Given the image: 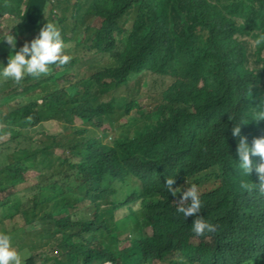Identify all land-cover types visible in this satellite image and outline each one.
Returning a JSON list of instances; mask_svg holds the SVG:
<instances>
[{
	"label": "trees",
	"instance_id": "1",
	"mask_svg": "<svg viewBox=\"0 0 264 264\" xmlns=\"http://www.w3.org/2000/svg\"><path fill=\"white\" fill-rule=\"evenodd\" d=\"M3 17L16 50L48 21L72 56L0 80V225L32 227L24 264H264V193L240 187L229 120L249 144L264 136L251 121L264 102L253 42L264 0H0ZM98 55L109 61L94 69ZM175 176L181 191L197 185L199 213L176 212L181 193L164 185ZM243 179L260 183L255 170ZM196 216L216 231L196 236Z\"/></svg>",
	"mask_w": 264,
	"mask_h": 264
},
{
	"label": "clouds",
	"instance_id": "2",
	"mask_svg": "<svg viewBox=\"0 0 264 264\" xmlns=\"http://www.w3.org/2000/svg\"><path fill=\"white\" fill-rule=\"evenodd\" d=\"M16 37L6 34L0 37V42L10 46L9 57L6 64L0 62V79L11 80L14 83H20L25 77L39 78L41 75H47L50 72V65H65L72 56L65 54L64 40L61 36L59 28L52 22L44 24L40 29L38 36L30 42H25L18 50H16ZM256 46L264 45V32L258 34L254 40ZM233 121L231 134L233 137H239L236 154V167L242 177L240 181L241 189L252 191L255 190L264 193V136L254 138L251 144L247 138L241 135V122L235 117H230ZM264 120V102L258 105L254 118L251 121ZM259 155L260 163H253L250 156ZM255 170L260 183L249 184L243 177H248ZM175 177H167L164 185L168 193L172 195L180 194L177 202L176 212L182 213L184 218L189 215L199 213L202 209V201L200 199L197 185L188 184L186 190L181 191L180 187H173ZM217 225L205 219L202 216H196L191 231L196 236H204L207 233L216 231ZM129 236V235H128ZM197 243L196 241H193ZM24 257L13 246L12 238L7 233H0V264H24Z\"/></svg>",
	"mask_w": 264,
	"mask_h": 264
},
{
	"label": "rangeland",
	"instance_id": "3",
	"mask_svg": "<svg viewBox=\"0 0 264 264\" xmlns=\"http://www.w3.org/2000/svg\"><path fill=\"white\" fill-rule=\"evenodd\" d=\"M16 23L12 18L10 17H3V19H0V36L6 34L11 27ZM250 38V37H249ZM248 38V40H249ZM254 42V41H253ZM253 45H250L252 47ZM264 51V50H263ZM91 60V64L94 65V69L96 67L102 68L105 66L109 59L108 56L106 55H98L93 57ZM96 66V67H95ZM2 80V79H0ZM160 89V82L157 85V91ZM123 94L127 95L129 97V100L133 99L134 96L130 93H128L126 90L122 92ZM143 94V93H142ZM120 102H124V99L117 97ZM13 105H20L23 102V98H17L15 100H12ZM134 113V111H133ZM126 119L125 117H121V121H124ZM78 122H81V120H77ZM105 126L109 127L108 124ZM43 128L47 131L49 134H55V133H61L62 132V126L57 120H50L47 121L43 124ZM104 141V139H103ZM58 152H61L60 150ZM29 183L22 184L21 186L28 185ZM137 208V206H136ZM123 211V210H122ZM5 220L3 221L4 223L0 225V233H7L11 236L12 238V244L13 246L21 253L22 257L25 259L27 256L25 254H22V251L27 249V248H21L20 245L18 244L19 241L25 239L26 241L30 238V236H36V234H33L34 231L31 226H26L23 222V220H20L18 217L15 218L14 220L6 219V217H3ZM3 228V229H2ZM148 230V229H147ZM196 243V242H195Z\"/></svg>",
	"mask_w": 264,
	"mask_h": 264
}]
</instances>
